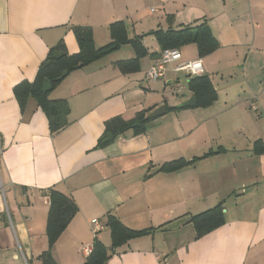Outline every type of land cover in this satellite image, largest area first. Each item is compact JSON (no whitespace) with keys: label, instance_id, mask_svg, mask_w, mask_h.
I'll return each instance as SVG.
<instances>
[{"label":"crops","instance_id":"obj_1","mask_svg":"<svg viewBox=\"0 0 264 264\" xmlns=\"http://www.w3.org/2000/svg\"><path fill=\"white\" fill-rule=\"evenodd\" d=\"M118 20L147 50L139 69L116 67L135 56L121 44L67 72L49 92L66 101L67 124L51 133L35 100L20 107L13 87L35 78L58 41L69 54L78 51L73 26H88L99 47ZM203 21L218 47L199 57L195 44L183 45L162 77L146 80L162 52L152 32ZM196 58L216 99L168 110L193 97V76L174 66ZM263 80L264 0H0V264H40L49 188L77 206L52 246L57 264H82V248L94 239L109 248L110 214L130 229L152 230L114 248L105 264H264V150H252L256 140L264 145ZM160 105L165 112L144 132L126 130L96 146L109 118L132 119ZM219 147L175 171H157ZM219 202L224 223L195 238L185 219ZM91 219L102 225L96 235Z\"/></svg>","mask_w":264,"mask_h":264},{"label":"trees","instance_id":"obj_2","mask_svg":"<svg viewBox=\"0 0 264 264\" xmlns=\"http://www.w3.org/2000/svg\"><path fill=\"white\" fill-rule=\"evenodd\" d=\"M170 18V17H169ZM73 32L77 40L78 51L69 54L64 43L60 40L51 47L38 66L35 78L32 81L22 80L13 87V95L20 107L31 97L36 104L44 111L48 119V126L51 133H55L67 124L68 105L65 100L52 99L49 92L62 78L63 71L71 72L83 67L90 62L110 53L121 44H130L135 56L131 59L118 60L116 67L121 73L134 72L139 69V59L147 54L146 48L141 43L140 36L128 37L125 25L122 21H114L109 24L111 41L99 47H95L92 31L88 26H73ZM160 49L180 48L183 45L193 43L196 46L199 57L213 52L219 45L213 35L210 26L203 21L195 26H184L180 29H157L152 32ZM155 55V54H152ZM47 78L50 82V89L42 91V84ZM188 88L192 92L196 106H206L216 99V91L210 79L206 75H196L188 79ZM181 107H167L168 110H176ZM148 110L136 113L132 119H123L120 116H113L105 121V129L97 141L96 146H103V141L107 133L117 136L126 130H131L133 134L141 133L152 123V119H147ZM139 124L133 126L135 122ZM219 147L216 151H208L202 156L193 157L191 160L178 158L161 164L157 171L170 172L193 163L196 159L205 157L212 153L222 151ZM252 150L259 153L264 150V145L260 140L253 143ZM49 207L46 219L45 234L47 237V248L38 256L40 264H57L52 255V246L60 233L66 228L71 218L77 212L71 196L63 192L49 188L47 190ZM185 221L192 223L195 231V238H200L224 223L222 203L188 216ZM107 225L110 229V247L107 248L98 239H94L92 250L86 256L82 264H105L110 258L113 249L124 244L129 239L144 235L151 231V228L130 229L124 226L114 215H108Z\"/></svg>","mask_w":264,"mask_h":264},{"label":"built area","instance_id":"obj_3","mask_svg":"<svg viewBox=\"0 0 264 264\" xmlns=\"http://www.w3.org/2000/svg\"><path fill=\"white\" fill-rule=\"evenodd\" d=\"M180 58L179 50L176 48L164 49L159 56L154 60L148 70L145 72L146 80H157L163 76L166 64L173 62ZM175 71H183L188 73L190 76L201 75L203 73V63L200 58L181 61L174 66ZM264 85V80H263ZM93 225L92 231L94 235L102 228V225L97 219H91ZM92 250V243L85 245L82 248L83 253L87 256Z\"/></svg>","mask_w":264,"mask_h":264},{"label":"water","instance_id":"obj_4","mask_svg":"<svg viewBox=\"0 0 264 264\" xmlns=\"http://www.w3.org/2000/svg\"><path fill=\"white\" fill-rule=\"evenodd\" d=\"M67 74V71H63L60 78H63L65 75ZM51 87L50 82L47 78H45L43 84H42V91H47L49 90ZM195 104L194 98L193 97H189L187 100L183 101L181 104H179L176 107H186V106H192ZM165 112V106L160 105L157 106L155 109H153L152 111H150L147 115L146 118L147 119H152L155 118L161 114H163ZM139 123L136 121L133 126L138 125ZM113 139V136L111 133H107L105 138L103 139L104 142H108L110 140Z\"/></svg>","mask_w":264,"mask_h":264},{"label":"rangeland","instance_id":"obj_5","mask_svg":"<svg viewBox=\"0 0 264 264\" xmlns=\"http://www.w3.org/2000/svg\"><path fill=\"white\" fill-rule=\"evenodd\" d=\"M188 51H190V52H192L194 54V47H189ZM5 214H6V216L8 215L7 211L5 212Z\"/></svg>","mask_w":264,"mask_h":264}]
</instances>
